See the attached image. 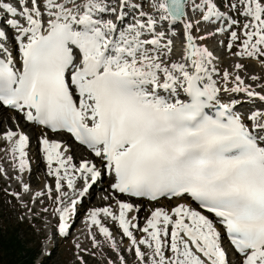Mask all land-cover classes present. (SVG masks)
<instances>
[{
	"label": "snow or ice",
	"instance_id": "snow-or-ice-1",
	"mask_svg": "<svg viewBox=\"0 0 264 264\" xmlns=\"http://www.w3.org/2000/svg\"><path fill=\"white\" fill-rule=\"evenodd\" d=\"M0 154L70 264H264V0H0Z\"/></svg>",
	"mask_w": 264,
	"mask_h": 264
},
{
	"label": "rangeland",
	"instance_id": "rangeland-1",
	"mask_svg": "<svg viewBox=\"0 0 264 264\" xmlns=\"http://www.w3.org/2000/svg\"><path fill=\"white\" fill-rule=\"evenodd\" d=\"M42 167L41 164L37 163V169L34 172V180H36L40 177V174L42 173ZM36 175V176H35ZM0 229L4 230L5 228H8L9 230L15 231L13 234V238L11 239V236H9V239L11 241H14L16 243V234H20L24 238V248L25 250H31L32 253H34V247L37 248V255L42 254V250L39 248V242L43 239V234L39 233L37 229H40L39 222H36L35 225H33V228L26 223L24 220L21 221L18 217L20 215V212H18L16 209L13 208L12 205H6V202L0 198ZM35 228V229H34ZM2 232V231H1ZM6 236L3 235L2 238H5ZM3 240V239H2ZM4 241V240H3ZM6 242V241H5ZM72 243L73 238H69L64 243H60L59 246L55 248L53 251L52 258L47 262V264H70V261L72 260ZM19 248H21L20 242L18 243ZM1 253L4 254V250H1ZM10 254H7V257H9ZM97 261H91L90 264H96Z\"/></svg>",
	"mask_w": 264,
	"mask_h": 264
},
{
	"label": "trees",
	"instance_id": "trees-1",
	"mask_svg": "<svg viewBox=\"0 0 264 264\" xmlns=\"http://www.w3.org/2000/svg\"><path fill=\"white\" fill-rule=\"evenodd\" d=\"M4 241H3V240ZM6 241V242H5ZM16 244L11 239H4L0 236V252L3 249L5 256L10 254L9 258H5L4 255L0 254V264H27L31 255L20 256L18 250L15 249ZM18 248V247H17ZM2 256V257H1Z\"/></svg>",
	"mask_w": 264,
	"mask_h": 264
},
{
	"label": "bare ground",
	"instance_id": "bare-ground-1",
	"mask_svg": "<svg viewBox=\"0 0 264 264\" xmlns=\"http://www.w3.org/2000/svg\"><path fill=\"white\" fill-rule=\"evenodd\" d=\"M32 164H33V162H32ZM40 175H41V174H40ZM35 176H36V175H35ZM42 179H43V178H42ZM40 181H42V180H40ZM99 195H100V194H99ZM79 228H80V226H79ZM76 231H77V229H76ZM45 247H46L45 250H47L48 244H46Z\"/></svg>",
	"mask_w": 264,
	"mask_h": 264
}]
</instances>
